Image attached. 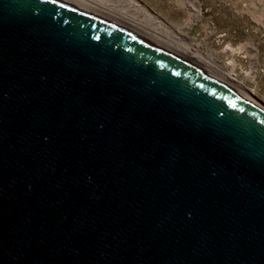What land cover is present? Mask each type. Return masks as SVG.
Masks as SVG:
<instances>
[{
  "label": "water",
  "instance_id": "water-1",
  "mask_svg": "<svg viewBox=\"0 0 264 264\" xmlns=\"http://www.w3.org/2000/svg\"><path fill=\"white\" fill-rule=\"evenodd\" d=\"M45 0H0V264H264V113Z\"/></svg>",
  "mask_w": 264,
  "mask_h": 264
},
{
  "label": "rangeland",
  "instance_id": "rangeland-1",
  "mask_svg": "<svg viewBox=\"0 0 264 264\" xmlns=\"http://www.w3.org/2000/svg\"><path fill=\"white\" fill-rule=\"evenodd\" d=\"M134 1L157 23L172 28L179 41L196 44L192 51L201 50L204 55L211 54L226 70L232 66L227 62L235 63L233 73L238 79H243L247 91L264 109V0H195V3L192 0ZM117 6L121 7L119 3ZM154 47L178 60L175 54ZM178 61L196 69L194 64L183 59ZM195 71L212 80L207 72L200 69Z\"/></svg>",
  "mask_w": 264,
  "mask_h": 264
},
{
  "label": "bare ground",
  "instance_id": "bare-ground-1",
  "mask_svg": "<svg viewBox=\"0 0 264 264\" xmlns=\"http://www.w3.org/2000/svg\"><path fill=\"white\" fill-rule=\"evenodd\" d=\"M45 1L50 2V4L60 7L61 9H65L67 11L69 10L72 13L74 12L83 16L85 15L87 18L98 21L99 23L105 24L108 27L115 28V25L119 26L115 29L123 32L124 35L132 36L130 34L132 33L134 34L132 37L143 42L144 44L149 46H157L171 54H175L178 60L182 61L183 59L188 63L194 64V68L200 69L203 72H207V75H210L212 80H215L214 82L216 83L214 86H220V88H224L226 91H228V94L235 95L241 101H244L248 105L254 107L258 112L264 113L263 107H261L259 103H257V101L252 98L251 93L247 91L243 79H238L233 73V65L235 63L233 64L232 61L227 62L228 65L230 63L232 66L230 65L231 69L226 70L222 66L223 64L216 62L211 54L204 55V52L201 50L192 51L191 49L193 47H197L196 44L193 42L179 41L178 37L175 38L172 28L163 27L164 25L162 26L160 23H157L156 20L152 18L147 13V11L142 9V6L140 7L136 1L116 0L117 2L115 3L109 2V0L107 2L101 0ZM192 1L195 3V0ZM118 3L121 7L117 6ZM90 14L106 21L104 22V20H99ZM110 23L114 26L110 25Z\"/></svg>",
  "mask_w": 264,
  "mask_h": 264
}]
</instances>
